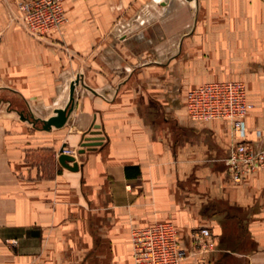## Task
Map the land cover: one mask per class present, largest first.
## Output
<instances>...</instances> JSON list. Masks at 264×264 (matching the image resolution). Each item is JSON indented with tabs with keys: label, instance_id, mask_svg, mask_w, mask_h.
Masks as SVG:
<instances>
[{
	"label": "crops",
	"instance_id": "0c3cea01",
	"mask_svg": "<svg viewBox=\"0 0 264 264\" xmlns=\"http://www.w3.org/2000/svg\"><path fill=\"white\" fill-rule=\"evenodd\" d=\"M15 1L0 0V264H133L131 228L158 221L177 229L181 264H264V166L232 181L228 124L185 109L189 88L244 81L247 138L264 150V0H66L43 37ZM75 80L63 126L19 114L54 115Z\"/></svg>",
	"mask_w": 264,
	"mask_h": 264
},
{
	"label": "built area",
	"instance_id": "2783aa9c",
	"mask_svg": "<svg viewBox=\"0 0 264 264\" xmlns=\"http://www.w3.org/2000/svg\"><path fill=\"white\" fill-rule=\"evenodd\" d=\"M66 0H19L17 21L30 36L43 37L58 31L66 23ZM252 108L247 100L246 84L241 80H215L189 88L185 95L187 115L201 122L222 120L228 124L232 140L223 159L230 179L240 182L248 174L264 166V150L256 149L247 138L245 117ZM260 135V132H257ZM235 138V139H234ZM61 153L72 154L69 148ZM133 264H181L185 257L178 242V231L170 221H158L131 228ZM199 252L213 245L211 232H198ZM15 243V242H14Z\"/></svg>",
	"mask_w": 264,
	"mask_h": 264
},
{
	"label": "water",
	"instance_id": "95a60500",
	"mask_svg": "<svg viewBox=\"0 0 264 264\" xmlns=\"http://www.w3.org/2000/svg\"><path fill=\"white\" fill-rule=\"evenodd\" d=\"M75 83H77V80L73 81L70 85L69 98H68L67 104L62 108H55L54 115L46 119H39V118H35L34 116H31L30 118L28 116H24L22 112H19V114L21 115L22 118L32 119L33 122L40 121L41 128L45 130H49L52 126H55V127L63 126L67 120L68 114L73 109ZM97 143L98 142H95V139H92L91 137H89L85 139V141L82 142V146L89 147ZM80 151L82 152L83 149ZM59 160L64 166L70 169L76 170L78 168V163L73 155L62 153L59 156ZM68 162H71L72 164H68Z\"/></svg>",
	"mask_w": 264,
	"mask_h": 264
},
{
	"label": "rangeland",
	"instance_id": "374dc122",
	"mask_svg": "<svg viewBox=\"0 0 264 264\" xmlns=\"http://www.w3.org/2000/svg\"><path fill=\"white\" fill-rule=\"evenodd\" d=\"M181 1H182V2H181ZM181 1L178 0V1H177V5H183L184 1H183V0H181ZM15 2H16L17 9H18V2H19V0H16ZM184 16H185V15H183V14H182V15H179L178 20H179V19H182V20H183V19H184ZM18 18H19V16L17 17V19H18ZM17 19H16V20H17ZM16 20H15V21H16ZM16 22L19 23L18 21H16ZM231 78H238V77H231ZM211 79H216V78H214V77H210V78H208L207 80H211ZM243 82H244V81H243ZM244 83H245V82H244ZM246 84H247V83H246Z\"/></svg>",
	"mask_w": 264,
	"mask_h": 264
},
{
	"label": "bare ground",
	"instance_id": "6f19581e",
	"mask_svg": "<svg viewBox=\"0 0 264 264\" xmlns=\"http://www.w3.org/2000/svg\"><path fill=\"white\" fill-rule=\"evenodd\" d=\"M22 27V26H21ZM23 28V27H22ZM25 31V30H24Z\"/></svg>",
	"mask_w": 264,
	"mask_h": 264
}]
</instances>
